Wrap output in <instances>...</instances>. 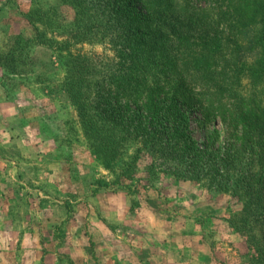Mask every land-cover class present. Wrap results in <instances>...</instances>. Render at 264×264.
<instances>
[{
	"label": "rangeland",
	"instance_id": "rangeland-1",
	"mask_svg": "<svg viewBox=\"0 0 264 264\" xmlns=\"http://www.w3.org/2000/svg\"><path fill=\"white\" fill-rule=\"evenodd\" d=\"M111 1L147 14L139 0ZM75 19L62 0H0V62L15 59V68L0 66V264H251L247 237L230 225L243 194L171 173L184 161L179 151L159 158L145 151L131 166L137 138L109 167L94 153L66 89L69 64L78 54L113 52L102 35L79 42ZM223 26L219 72L235 44ZM250 88L244 78L239 93ZM167 92L160 136L168 141L179 131L181 145L187 139L240 174V133L204 104ZM109 108L134 125L146 114L142 100H113Z\"/></svg>",
	"mask_w": 264,
	"mask_h": 264
},
{
	"label": "trees",
	"instance_id": "trees-1",
	"mask_svg": "<svg viewBox=\"0 0 264 264\" xmlns=\"http://www.w3.org/2000/svg\"><path fill=\"white\" fill-rule=\"evenodd\" d=\"M62 1L76 12L79 42L102 35L110 38L113 52L78 54L69 64L66 89L94 153L109 167L131 138L141 144L131 166L145 151L154 158L179 151L187 162L180 161L171 173L193 180L204 177L211 189L243 194L244 207L230 225L247 237L250 263L264 264V0H139L144 16L111 0ZM220 25H225L227 41L235 38V44L219 72L218 54L225 48L217 42ZM38 38L43 44L44 38ZM15 45L17 50L23 44ZM248 59H253L250 66ZM14 61L0 66L15 68ZM193 69L196 73L190 75ZM244 78L250 94L239 93ZM168 87L181 102L204 104L240 133L239 152L245 159L240 174L231 176L227 161L216 160L187 139L181 145L179 131L168 141L160 136L159 99ZM113 100H142L143 120L134 125L133 118L117 115L109 108Z\"/></svg>",
	"mask_w": 264,
	"mask_h": 264
}]
</instances>
